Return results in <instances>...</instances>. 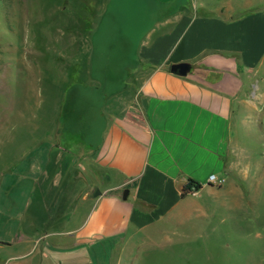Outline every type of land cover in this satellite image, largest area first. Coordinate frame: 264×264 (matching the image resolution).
I'll use <instances>...</instances> for the list:
<instances>
[{
  "label": "rangeland",
  "instance_id": "rangeland-1",
  "mask_svg": "<svg viewBox=\"0 0 264 264\" xmlns=\"http://www.w3.org/2000/svg\"><path fill=\"white\" fill-rule=\"evenodd\" d=\"M207 3L235 16L264 7V0ZM155 15L151 0H0V264H264V78L236 115L237 165L227 180L186 193L158 221L116 236L75 243L43 234L42 219L56 211L67 180L38 146L51 139L65 150L64 135L85 138L99 99L82 82L71 86L67 74L92 70L93 44H124L123 29L134 22L133 41ZM17 217L21 228L42 223L36 240L12 237Z\"/></svg>",
  "mask_w": 264,
  "mask_h": 264
},
{
  "label": "crops",
  "instance_id": "crops-1",
  "mask_svg": "<svg viewBox=\"0 0 264 264\" xmlns=\"http://www.w3.org/2000/svg\"><path fill=\"white\" fill-rule=\"evenodd\" d=\"M151 1L155 18L137 39L133 22L124 44H93L92 70L66 76L99 99L85 138L64 135L65 150L51 139L38 146L67 180L56 211L42 219L45 236L84 243L148 226L183 200L189 178L203 193L210 173L227 180L237 165L236 115L264 78V7L235 16L207 0L176 8ZM176 63L187 64L183 74L170 70ZM21 220L11 236L36 240L42 223L21 228Z\"/></svg>",
  "mask_w": 264,
  "mask_h": 264
},
{
  "label": "built area",
  "instance_id": "built-area-1",
  "mask_svg": "<svg viewBox=\"0 0 264 264\" xmlns=\"http://www.w3.org/2000/svg\"><path fill=\"white\" fill-rule=\"evenodd\" d=\"M250 71V70H249ZM225 180V177H223L221 174H217V173H210L207 177V183L208 184H212V185H215V184H220L222 183L223 181ZM197 190L192 187L187 193H196Z\"/></svg>",
  "mask_w": 264,
  "mask_h": 264
},
{
  "label": "trees",
  "instance_id": "trees-1",
  "mask_svg": "<svg viewBox=\"0 0 264 264\" xmlns=\"http://www.w3.org/2000/svg\"><path fill=\"white\" fill-rule=\"evenodd\" d=\"M192 187H194L196 190H198L200 187H201V185L198 183V182H196V181H194V180H192V179H188L187 180V182L185 183V185H183V188H182V195L183 196H185V194L192 188Z\"/></svg>",
  "mask_w": 264,
  "mask_h": 264
},
{
  "label": "water",
  "instance_id": "water-1",
  "mask_svg": "<svg viewBox=\"0 0 264 264\" xmlns=\"http://www.w3.org/2000/svg\"><path fill=\"white\" fill-rule=\"evenodd\" d=\"M187 67L188 66L185 63H176L170 66V70L176 74H183ZM123 195H126V191H124Z\"/></svg>",
  "mask_w": 264,
  "mask_h": 264
}]
</instances>
